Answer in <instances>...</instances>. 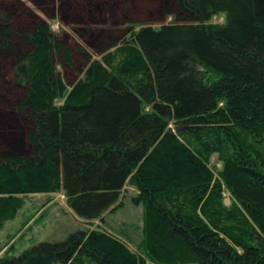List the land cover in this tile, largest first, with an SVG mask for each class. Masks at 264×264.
<instances>
[{
	"label": "trees",
	"instance_id": "trees-1",
	"mask_svg": "<svg viewBox=\"0 0 264 264\" xmlns=\"http://www.w3.org/2000/svg\"><path fill=\"white\" fill-rule=\"evenodd\" d=\"M157 4L174 22L142 25L89 60L22 0H0V60L13 61L21 97L10 104L29 125L30 146L23 155L0 152V228L21 205L19 194L62 191L79 217L94 220L122 205L128 181L143 208L138 245L152 261L264 264V0ZM218 14L223 21L210 22ZM112 33L110 46L120 41ZM73 50L80 64L88 61L65 95L55 58L70 66ZM212 154L219 168L210 166ZM0 264L145 258L108 231L78 228L1 256Z\"/></svg>",
	"mask_w": 264,
	"mask_h": 264
},
{
	"label": "rangeland",
	"instance_id": "rangeland-1",
	"mask_svg": "<svg viewBox=\"0 0 264 264\" xmlns=\"http://www.w3.org/2000/svg\"><path fill=\"white\" fill-rule=\"evenodd\" d=\"M22 1L30 7L32 13L48 20L50 29L61 35V39L72 49L74 45L79 44L87 50L89 60L94 57L101 58L108 51L121 46L125 40L130 38V33L142 25L160 26L174 22L172 15L159 13L160 6L157 2L160 0H137L136 2L135 0ZM167 1L161 0V3ZM126 2L130 3L131 8L122 10L124 13H121V7L124 9L127 7ZM137 2L141 5H148L149 8L151 7L150 10L143 13L137 8ZM90 4H94V8L89 6ZM152 6H155V9L152 10ZM29 16L26 13L22 19L27 29L32 28L33 24ZM223 18V14L214 15L210 22H220ZM129 19L145 20L134 22L131 26ZM114 31L120 41L110 46L111 41L106 39L111 38L112 40ZM101 36L105 37L102 50L96 46ZM72 55L73 63L70 66L64 65L55 58V68L64 82L65 95L72 88L74 81L82 73L88 61L87 59L80 64L79 53L76 50L72 51ZM12 66L11 58L0 60V152L8 151L23 155L30 150L25 137L29 125L24 116L15 112L12 103L10 104L11 98L12 102H15L21 97L17 86L12 82ZM64 97H59L55 101L60 103ZM1 119H7V121L2 122ZM210 161L211 167L213 163L217 168L221 166V162L216 160V154L211 155ZM137 192L138 189L126 181L120 196L123 201L122 205L117 209L104 212L100 218L94 220L79 217L67 204L62 191L19 194L21 205L16 208L13 215L4 220L0 228V257L16 255L24 248L41 240L61 239L78 228L87 230L98 228L120 237L131 250L145 258V264H160L145 256L138 245L141 239L143 208L141 204H134L131 199V196ZM222 196L226 205L234 200L227 189L222 191Z\"/></svg>",
	"mask_w": 264,
	"mask_h": 264
}]
</instances>
